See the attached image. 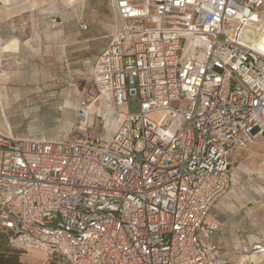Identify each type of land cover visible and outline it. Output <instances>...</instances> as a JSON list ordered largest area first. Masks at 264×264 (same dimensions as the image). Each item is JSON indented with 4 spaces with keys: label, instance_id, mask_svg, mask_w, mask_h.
<instances>
[{
    "label": "built area",
    "instance_id": "built-area-1",
    "mask_svg": "<svg viewBox=\"0 0 264 264\" xmlns=\"http://www.w3.org/2000/svg\"><path fill=\"white\" fill-rule=\"evenodd\" d=\"M111 5L118 34L79 101L81 122L98 105L104 134L0 130V229L66 264H264V242L227 249L208 221L232 153L264 136V0Z\"/></svg>",
    "mask_w": 264,
    "mask_h": 264
},
{
    "label": "rangeland",
    "instance_id": "rangeland-1",
    "mask_svg": "<svg viewBox=\"0 0 264 264\" xmlns=\"http://www.w3.org/2000/svg\"><path fill=\"white\" fill-rule=\"evenodd\" d=\"M118 28L111 0H0V130L48 140L101 137L98 105L81 122L79 101L95 98L92 68ZM129 102V112L138 113V97ZM229 163L230 188L208 216L217 225L212 241L227 249L263 243L264 136L235 150ZM7 240L0 230L1 244ZM19 260L66 264L38 251H23Z\"/></svg>",
    "mask_w": 264,
    "mask_h": 264
},
{
    "label": "trees",
    "instance_id": "trees-1",
    "mask_svg": "<svg viewBox=\"0 0 264 264\" xmlns=\"http://www.w3.org/2000/svg\"><path fill=\"white\" fill-rule=\"evenodd\" d=\"M1 230V229H0ZM7 237V243L1 244L0 242V264H22L19 260V254L23 252V249L14 248L9 244L10 234L1 230ZM58 259L59 257H55Z\"/></svg>",
    "mask_w": 264,
    "mask_h": 264
},
{
    "label": "bare ground",
    "instance_id": "bare-ground-1",
    "mask_svg": "<svg viewBox=\"0 0 264 264\" xmlns=\"http://www.w3.org/2000/svg\"><path fill=\"white\" fill-rule=\"evenodd\" d=\"M257 138H258V137H257ZM257 138H256V139H257Z\"/></svg>",
    "mask_w": 264,
    "mask_h": 264
}]
</instances>
